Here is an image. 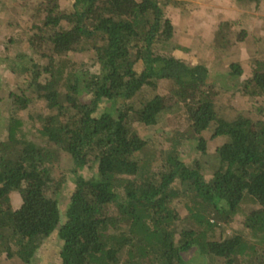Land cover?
I'll return each instance as SVG.
<instances>
[{"label":"trees","instance_id":"16d2710c","mask_svg":"<svg viewBox=\"0 0 264 264\" xmlns=\"http://www.w3.org/2000/svg\"><path fill=\"white\" fill-rule=\"evenodd\" d=\"M170 2L74 0L62 11L58 0H45L25 45L18 34L4 43L12 68L32 75L31 85L55 113L38 129L46 145L30 138L32 128L15 115L8 139L0 141V255L34 264L42 242L59 237V260L45 254L55 264H195L198 257L204 264H264V118L219 113L218 90L209 86L222 84L206 65L174 55L182 46L165 18ZM231 24L220 22V45L229 43ZM239 34L242 41L250 32ZM86 50L95 52L94 71L77 69L71 59ZM231 67L242 79L240 64ZM159 80L175 83L173 98L150 95ZM240 88L264 97V59ZM179 108L190 131L176 130V142L196 140L202 158L190 161L174 149L156 168L142 157L149 142L137 124L156 125ZM206 132L227 138L212 162L205 159ZM61 151L74 174L93 173L77 176L65 214L64 179L55 181L51 166ZM12 193L21 197L18 207ZM180 201H186V216L177 209ZM238 218L246 233H229Z\"/></svg>","mask_w":264,"mask_h":264},{"label":"rangeland","instance_id":"374dc122","mask_svg":"<svg viewBox=\"0 0 264 264\" xmlns=\"http://www.w3.org/2000/svg\"><path fill=\"white\" fill-rule=\"evenodd\" d=\"M44 1L0 0V141L8 139V122L11 115H15L25 122L26 130L32 128L29 134L30 138H38L40 145H46L47 138L41 136L38 129L51 121V116L55 113V110L49 108L46 99L41 97L35 87L31 85L33 83L31 80H34L31 74H25L22 68V70L12 68L9 60H7V49H5L6 44H4L11 36L18 34L22 38L21 44L25 45L23 38L30 36V27L33 25V20L45 13L39 14L38 12V7ZM186 1L171 0L170 4L165 7V18L170 19L174 24L177 34L176 41L182 46V48L178 46L174 51V55L192 65H206L212 74L211 78L222 84L211 86V83L209 86L213 92L218 90V94H214V99L221 115L252 114L255 118H264V97H251L242 93L240 88L241 80L252 76L258 60L264 59V0H259L260 2L189 0L190 3ZM73 3L74 0H58L59 9L62 11H70L73 8ZM218 14H221V16H218ZM224 20L232 23L231 29H229L230 41L227 42L230 45H220L215 41L216 31L220 22ZM240 22L242 24H239ZM242 28L248 29L250 34L245 40L240 41L239 32ZM36 57L34 56V59ZM71 59L77 62L75 67L79 70L85 71L90 68L94 71L96 69L93 68L96 60L93 50L76 53L71 56ZM233 63L240 64L243 70L242 79L230 74ZM26 64L31 66L30 62ZM137 69L140 70L141 67ZM233 83H237V85L233 86ZM9 84L12 87V94L7 88ZM175 86L173 81L159 80L157 89L151 90L149 93L150 95L159 94L171 99L173 98L172 94ZM22 97L27 99V104L19 99H23ZM88 97L89 95L86 96V98ZM173 100L175 101V99ZM105 106L106 103H102L101 108ZM189 124L184 108L162 114L156 125L137 124L139 134L149 142L148 146L143 149L142 157L150 160L156 168L165 161L174 149L190 161L202 158L196 150V140H186L181 144L176 142L179 141L176 132L181 130L187 135L190 131ZM210 134V132L205 133L208 139V154L205 159L211 158L212 162V155L227 138H211ZM51 166L55 181L59 180L60 177L64 179L61 204L65 214L70 195L76 186L75 179H77V176L91 178L93 173L91 169L84 168L74 174L72 170L73 163L67 153L63 151L57 154ZM205 174L207 177H211V169L207 168ZM11 196L13 204L18 207L22 201L20 195L12 193ZM176 203L179 213L186 216L188 213L186 201ZM228 231L229 233L235 231L245 234L242 218L236 219ZM61 246L62 240L59 237L43 241L41 249L36 254L34 264H55L54 262L59 260ZM45 254L56 260H49ZM208 258L211 263L215 260L211 256ZM194 261L195 264H204L201 257ZM0 264L20 263L9 259L4 252L0 255Z\"/></svg>","mask_w":264,"mask_h":264},{"label":"crops","instance_id":"0c3cea01","mask_svg":"<svg viewBox=\"0 0 264 264\" xmlns=\"http://www.w3.org/2000/svg\"><path fill=\"white\" fill-rule=\"evenodd\" d=\"M218 16H221V14H218Z\"/></svg>","mask_w":264,"mask_h":264}]
</instances>
